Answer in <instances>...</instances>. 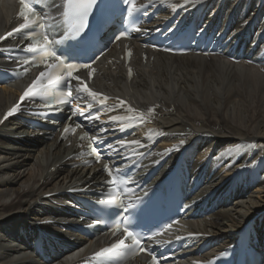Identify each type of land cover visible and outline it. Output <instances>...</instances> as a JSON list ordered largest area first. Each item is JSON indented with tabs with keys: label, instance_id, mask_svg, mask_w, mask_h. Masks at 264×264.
<instances>
[{
	"label": "bare ground",
	"instance_id": "obj_1",
	"mask_svg": "<svg viewBox=\"0 0 264 264\" xmlns=\"http://www.w3.org/2000/svg\"><path fill=\"white\" fill-rule=\"evenodd\" d=\"M180 1L171 0L172 7ZM15 11L0 3V35L9 29ZM225 13L240 28L259 25L255 40L264 38V0H226ZM260 51L264 53V39ZM125 75L116 63L113 71L100 68L95 83L111 96V110L104 115L108 129L131 130L125 141L139 143L127 150L139 155L158 140L145 156L147 169L161 159H177L188 145L196 158L193 167H206L211 176L204 193L222 207L189 223V231L227 242L254 219L264 233V67L217 56L154 52L153 67L139 65L131 82ZM22 82L0 87V121L17 101ZM138 109L145 112L143 122L135 114ZM110 116L120 120L113 122ZM174 148L179 150L168 151ZM71 152L63 143H43L18 121L0 124V264H45L42 255L51 244L65 245L76 237L69 231L72 224L60 193L94 169L68 170L62 162ZM97 247L71 252L53 264H85Z\"/></svg>",
	"mask_w": 264,
	"mask_h": 264
},
{
	"label": "snow or ice",
	"instance_id": "obj_2",
	"mask_svg": "<svg viewBox=\"0 0 264 264\" xmlns=\"http://www.w3.org/2000/svg\"><path fill=\"white\" fill-rule=\"evenodd\" d=\"M44 2L45 0H19L21 7L18 15L23 22L19 23L18 27L13 28L12 31L7 32L5 35H0V41H4L14 34L30 33L27 38L31 42H29L24 49V51L30 55L23 60V64L37 67L43 66L45 69L40 71L39 75L24 90L23 94L19 97V102L6 113L5 119L16 113L18 109L28 101L48 98L54 101V103L48 105L49 107L57 111H62L63 105L71 104L73 99H80L82 96L87 95L90 96L93 101H96L97 98L101 96L100 93L94 92L88 88L87 85L82 82L79 75H74V72L78 68L82 67L89 69L91 65L68 63L65 56L58 54L57 46L66 45V48L69 50L86 53L91 47L94 29L100 26L94 22L97 20L98 14L102 15L100 6L104 3V0H63L62 12L58 16H48L41 10H38L36 4ZM123 2L129 6L127 9L129 16L137 12L143 15L148 14L146 8L137 7L136 0H123ZM149 2H151V0H149ZM190 2H195V0H184L185 4ZM53 7H56L55 0H53ZM173 11H175V8H173ZM134 31H140V28L136 27ZM57 32H60L59 36H57ZM120 38V36L116 37L117 40ZM8 51H10V49H8ZM37 60H39V63H37ZM28 70L27 67L23 69L25 73H27ZM94 71L95 69H91L88 73L89 78H91L92 72ZM129 75H131V69H129ZM74 80L78 82L75 85L73 84ZM73 91H75V96H73ZM57 93H61L62 95L58 96ZM107 100L108 97L103 96L98 100V103L102 107H107L105 103ZM119 103L121 106H124L126 102L121 100ZM92 108L93 104L89 103L87 109ZM129 110L132 109L129 108ZM85 111L77 110L73 112V115L78 114L84 117L90 125L93 124L94 121L99 120L98 115H93L92 113L85 115ZM149 111H152V109H149ZM109 119L113 122H118L120 117L110 116ZM141 122H143L142 114ZM119 130L123 131L124 128L121 127ZM101 131L105 130L101 128ZM68 132L69 128L65 127L64 133L67 134ZM138 143V141L126 142L121 140L117 142L118 146L114 147L113 144H107L106 148L107 151L119 154L121 147L128 148ZM180 143L183 145L184 141L181 140ZM172 150L179 149L174 148L168 151ZM93 151H95V149ZM95 158L98 161L101 158L100 154L97 153ZM104 171L108 172L109 176L113 175L112 169H109L107 165L104 166ZM116 172L119 174L122 172V169H116ZM106 184L115 185L116 177L107 181ZM137 201L140 202L139 197H137ZM99 203L108 206L106 211L110 216L113 212L119 214V210L121 209L127 212L129 208L134 207V205L129 204L127 208H125L124 201L117 199L112 192L108 193L107 199L100 200ZM185 207H188V205H185ZM147 211L148 204L145 203L140 209V213L145 214ZM98 222L99 221H97V223ZM122 223L124 224L123 228H121ZM170 227V224L165 225L162 227L161 231ZM116 231L121 232V238L107 247H102L99 251L94 253L95 258L100 261V264H111L114 259H122V254L125 252L146 251V246L143 243L145 237L131 230L129 226V217L127 215L121 216L120 219L116 221ZM157 234L158 233L154 232L152 236L147 237V239L149 241L154 240L157 245L170 242L155 239ZM113 235H116V232H114ZM176 239L180 240L182 237L178 236ZM152 262L153 264H160L156 256H152Z\"/></svg>",
	"mask_w": 264,
	"mask_h": 264
}]
</instances>
